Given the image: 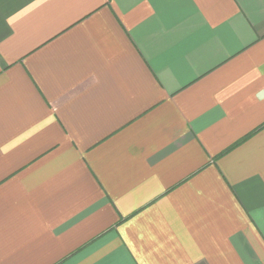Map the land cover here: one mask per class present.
<instances>
[{
	"label": "crops",
	"instance_id": "1",
	"mask_svg": "<svg viewBox=\"0 0 264 264\" xmlns=\"http://www.w3.org/2000/svg\"><path fill=\"white\" fill-rule=\"evenodd\" d=\"M0 264H264V0H0Z\"/></svg>",
	"mask_w": 264,
	"mask_h": 264
}]
</instances>
